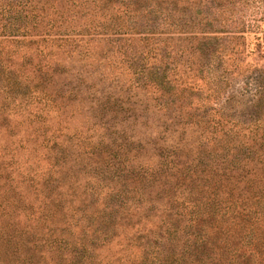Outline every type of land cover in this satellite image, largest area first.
Wrapping results in <instances>:
<instances>
[{
    "label": "rangeland",
    "instance_id": "obj_1",
    "mask_svg": "<svg viewBox=\"0 0 264 264\" xmlns=\"http://www.w3.org/2000/svg\"><path fill=\"white\" fill-rule=\"evenodd\" d=\"M23 3L0 0V264H212L218 249L200 257L198 246L212 237L221 264L234 260L228 247L258 243L256 218L235 224L228 207L254 208L259 190L225 180L220 152L201 143L218 120H264V0H139L133 8L156 12L137 20L157 22L163 40H138L140 27L131 46L23 33ZM156 43L161 90L149 79L128 103L119 87ZM165 161L183 170L178 181L164 177Z\"/></svg>",
    "mask_w": 264,
    "mask_h": 264
},
{
    "label": "trees",
    "instance_id": "obj_2",
    "mask_svg": "<svg viewBox=\"0 0 264 264\" xmlns=\"http://www.w3.org/2000/svg\"><path fill=\"white\" fill-rule=\"evenodd\" d=\"M138 2L139 0H24V3L20 5V16H24L27 19V24L22 26L24 29L23 33L27 31L28 27L33 26L39 30L38 33L43 35L41 39H44L46 42L54 40L52 38L55 37L51 35L52 33L58 35L57 39L63 40L64 42L69 40V35L72 31L76 33L82 32L84 36H88L87 40H91L92 38L96 39V37L101 34H107V37L104 36L101 38L103 40L117 41L118 43L130 42L129 45L131 46L132 42L137 40V38H134L132 35V32L137 33L140 27H147L146 31H144L146 34L142 37H138V40H143L144 42L147 39L150 42H154V40L160 41V39L163 40V38L154 36V26L157 25V22L151 23L152 21L147 18L142 24L137 20V18L148 16L145 11L149 14H155L156 9L152 10L150 7L133 8ZM100 10L103 12H100ZM125 16L127 17L126 19ZM78 18L83 20L80 21ZM82 39L83 38L79 40L82 41ZM157 46H159L157 43L151 48L148 46V55H139L137 59L133 57L134 59L132 61L136 68L135 71L131 72L132 77L129 79L130 83L126 90H123L122 86L119 87V94H127L125 95V99L128 103H130V97L138 96L136 91L135 94L134 92H130L132 87L135 88V86L148 85L147 80L149 79L151 80L149 84L157 88V91L161 90L163 84L157 82H159L160 78L162 79L165 76V73L162 68L163 59L159 56V47ZM153 49L155 50L154 52H152ZM149 61H151L149 65H143L145 62ZM38 71L39 73H45V70L38 69ZM80 81H84V79L81 78ZM31 98L43 102V97L40 95L37 97L32 93ZM108 99L109 95H107L106 101ZM137 102H139V99L132 103L135 104ZM133 109L136 108L133 107ZM145 109L146 107L141 108L142 111H145ZM226 123L227 122L220 120L216 121L215 125L213 124L214 130L211 131L213 136L203 138L205 143H201V145L210 152H220V160L216 167L222 170V175L225 176V180L230 181V183L237 181L242 185L247 184L248 188L254 186L256 190H259L253 204L254 208H248V206L243 204L239 205L234 210H230V207H228L229 213H235L230 217V220L237 224V222H241V219L246 221L250 216H253L256 218V223L259 224L260 228H264V120L256 119L253 124L247 128L239 126L237 122H230L228 125H226ZM231 151L234 153H231ZM230 154L231 157L229 159L228 156ZM171 159H169L168 162H171ZM164 163H159L158 166H154L149 172L148 177L150 179H155L158 174H161L162 169L159 170V168H164V166H162ZM165 165H167V162ZM166 167L168 170L163 172L164 177L169 180L173 179L174 181H178L179 175L183 173V170L172 165H167ZM211 169L214 170V167ZM258 173L261 174L260 178ZM188 175L191 178L192 175ZM211 201H215L213 197L209 198V201L203 202V205L206 206L210 204ZM262 201L263 203L261 207H259L258 203ZM247 202L248 201L245 200V204ZM195 206H201V204H197L191 200L186 204V208H189V210ZM206 213L207 211L205 215L202 214L201 216L209 215ZM196 219L198 220L197 217ZM190 223V225H199L196 220L192 219ZM262 233L263 236L256 240L258 243H253L249 245V247H245L246 243H243L240 249H236V253L232 252L228 247L226 251V253L230 255L228 258L234 260L223 261L221 264H264V230ZM256 237L255 235V238ZM211 239L201 238V240H199L198 246L201 248L199 255L201 257L202 252L207 249L214 250L217 248L218 251H215L213 255H216V257L212 258L213 260H217V258L223 256L222 249H224V246L217 244V242L212 243ZM192 247V242L186 243L182 247L180 255H186ZM120 250H124V248H119V253L121 252ZM219 250L221 251L220 253ZM117 258L121 263L123 260L122 255H118ZM156 259L155 263H160V261H162L160 256H157ZM213 260L211 262L212 264ZM122 264H124V262H122ZM194 264L197 263L194 262Z\"/></svg>",
    "mask_w": 264,
    "mask_h": 264
}]
</instances>
